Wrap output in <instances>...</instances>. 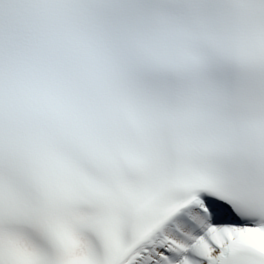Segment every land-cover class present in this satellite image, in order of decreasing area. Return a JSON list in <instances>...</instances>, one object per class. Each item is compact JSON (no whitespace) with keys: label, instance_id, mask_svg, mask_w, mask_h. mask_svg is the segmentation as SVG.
Returning <instances> with one entry per match:
<instances>
[{"label":"snow or ice","instance_id":"1","mask_svg":"<svg viewBox=\"0 0 264 264\" xmlns=\"http://www.w3.org/2000/svg\"><path fill=\"white\" fill-rule=\"evenodd\" d=\"M0 264H264V0H0Z\"/></svg>","mask_w":264,"mask_h":264}]
</instances>
